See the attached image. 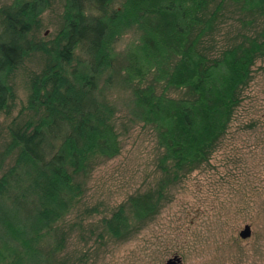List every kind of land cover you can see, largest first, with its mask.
<instances>
[{"label": "trees", "instance_id": "1", "mask_svg": "<svg viewBox=\"0 0 264 264\" xmlns=\"http://www.w3.org/2000/svg\"><path fill=\"white\" fill-rule=\"evenodd\" d=\"M87 1L92 12L82 0H64L52 39L35 35L51 0L0 6V115L17 105L12 74L33 53L43 57L41 69L28 73L26 100L6 125L0 152V169L12 160L0 174V261L7 264H46L40 244L82 194L76 175L120 152L115 105L105 92L113 44L127 30L140 35L124 80L137 117L155 131L162 175L102 217L117 238L138 231L172 184L209 163L258 61L264 71V0ZM230 18L240 26L225 38Z\"/></svg>", "mask_w": 264, "mask_h": 264}, {"label": "rangeland", "instance_id": "2", "mask_svg": "<svg viewBox=\"0 0 264 264\" xmlns=\"http://www.w3.org/2000/svg\"><path fill=\"white\" fill-rule=\"evenodd\" d=\"M87 12V0H82ZM12 0H0V6ZM123 0H112L119 7ZM64 0H51L41 13L36 37L52 39L62 25ZM240 23L228 19L225 38ZM140 31L130 28L113 44L112 84L105 95L115 105L121 150L110 158L95 159L83 181L75 205L42 240L46 264H164L173 254L182 264H264V71L256 64L254 77L219 147L209 163L192 170L166 192L158 212L133 234L117 238L102 225L136 190L156 186L162 175L157 166L160 148L155 131L137 117L132 89L124 80L126 55ZM222 35V34H221ZM43 57L33 53L10 77L17 105L0 115V152L7 141L6 125L26 100L30 71H39ZM7 158L1 172L11 163ZM92 207L96 209L92 210ZM86 208L90 210L85 211ZM248 223L251 234L242 238ZM0 264H7L0 261Z\"/></svg>", "mask_w": 264, "mask_h": 264}, {"label": "water", "instance_id": "3", "mask_svg": "<svg viewBox=\"0 0 264 264\" xmlns=\"http://www.w3.org/2000/svg\"><path fill=\"white\" fill-rule=\"evenodd\" d=\"M251 234V227L250 224L245 223L243 228L240 229L239 235L242 238H246ZM164 264H182L181 257L178 254H173L172 256L168 257Z\"/></svg>", "mask_w": 264, "mask_h": 264}]
</instances>
